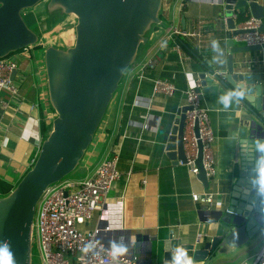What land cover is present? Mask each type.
<instances>
[{
  "label": "crops",
  "instance_id": "obj_1",
  "mask_svg": "<svg viewBox=\"0 0 264 264\" xmlns=\"http://www.w3.org/2000/svg\"><path fill=\"white\" fill-rule=\"evenodd\" d=\"M32 9L40 24L39 29L33 25L32 27L37 29L42 37L46 32L54 31L48 39L40 36V42L43 44L38 45L40 48L36 49L38 66L42 63L46 46L66 48L73 44L76 18L62 12L48 11L44 1ZM237 13L243 14L236 21V25L240 26L249 12L242 9ZM45 14L47 18H55L57 21L51 24V21L46 20ZM161 14L160 25L163 26L151 30L146 43L138 47L134 63L128 69L120 89L113 95L104 117V124L99 127L97 138L92 142L87 151L88 156L81 164L84 175L75 176L81 178L90 174L100 160L112 156L115 150L118 152L117 168L120 177L114 182L104 207L94 212L91 221H78L77 225L82 230L100 227V236L107 243L121 237L134 240L137 234L147 236L152 240L151 253L145 252L148 246L146 241H140L139 248L133 252L139 257V264H164V242L171 237L178 245L198 242V247L216 236L217 228L210 221L201 219L200 210L218 203L220 195L224 194L223 202L226 200L225 196L234 182V163L240 156L237 141L246 134L250 123L249 113L241 103L233 104L228 110L223 109L218 99L229 90L215 77L210 76L214 71L224 72L225 75L230 60L228 31L218 2L163 0ZM27 21L32 24L31 20ZM262 22L264 29V16ZM170 24H176L190 35L167 41L165 48L159 51L157 46L163 40L162 37ZM57 38L63 40L59 42ZM182 39L195 51L191 52L183 46L180 42ZM213 39L219 40L224 49L223 63L213 60L215 53L210 46ZM33 48L29 51L30 58ZM156 50L159 55L157 64L152 68L142 69L143 63ZM30 58L20 64L18 73L25 74V78L20 84L18 94L10 97L3 93L4 95L0 96V100L10 99L7 108L0 107V179L10 184H15L27 170L41 142L48 135L55 117L48 101L46 84L44 85L43 79L34 75L37 66L28 69L29 61L33 62ZM231 59L234 70L242 68L249 73L259 74L264 85V48L236 52ZM201 74L211 77V80H201ZM157 78L172 82L176 87L175 93L172 96L154 95L152 85L153 80ZM196 79L201 81V104L208 110L215 136V175L208 179L207 188L198 178V174L191 172L188 165L169 158L166 151V142L176 111L185 105V91L194 85ZM262 91L264 92V87ZM33 104L36 107L33 108ZM204 191L219 193L210 206L194 202L191 198L193 193ZM106 226L109 230H105ZM262 235L264 222L254 240L252 238L242 246H234L230 252L194 262H252L264 246ZM258 244L260 246H257ZM129 249L128 254H132L130 244ZM189 255L191 256V252Z\"/></svg>",
  "mask_w": 264,
  "mask_h": 264
},
{
  "label": "water",
  "instance_id": "obj_2",
  "mask_svg": "<svg viewBox=\"0 0 264 264\" xmlns=\"http://www.w3.org/2000/svg\"><path fill=\"white\" fill-rule=\"evenodd\" d=\"M43 1L48 11L58 9L65 15L75 16V38L69 47L49 45L43 50L41 64L48 101L55 117L33 164L9 193L0 196V246L4 241L10 242L16 264H32V226L40 197L49 185L62 180L78 167L93 142L124 72L134 63L139 45L146 43V31L152 24L161 22L162 0H0V58L41 44L39 33L28 25L23 10ZM216 2L221 6L228 31L230 60L226 74L215 78L228 90L237 86L248 89L249 96L241 105L249 113L250 123L241 139L264 138L261 76L242 68L234 70L231 59L233 53L264 48V44L236 46L231 39L241 31L236 29V21L243 14L237 11L245 9L253 17L262 19L264 6L260 0ZM15 73L16 70L11 77ZM200 79L210 81L211 77L201 74ZM187 110L186 105L177 109L166 142L167 156L175 162L184 159L182 133ZM198 146V178L207 188L208 179L200 165V142ZM239 153L232 173L234 182L226 200L223 202L224 194L220 195L218 203L200 210L201 219L215 225L218 233L203 246L197 247L198 242L179 245L191 252L194 261L208 260L230 252L234 246H242L252 238L254 240L263 226L264 200H257L249 183L252 161L241 151ZM131 241L132 254L139 248L140 241L148 242L145 252L151 253L152 240L147 236L137 234ZM175 245L178 244L172 237L164 242V264L170 259L169 247Z\"/></svg>",
  "mask_w": 264,
  "mask_h": 264
},
{
  "label": "built area",
  "instance_id": "obj_3",
  "mask_svg": "<svg viewBox=\"0 0 264 264\" xmlns=\"http://www.w3.org/2000/svg\"><path fill=\"white\" fill-rule=\"evenodd\" d=\"M264 6V0H260ZM262 19L248 14L244 17L240 26L236 29L241 30L231 39L238 45H263L264 29ZM190 34L179 28L176 24H170L165 32L163 40L158 44V50L165 48L166 42L188 37ZM31 47L21 50L18 55L29 59ZM159 61L158 51L156 50L142 65L152 68ZM21 64V63H20ZM20 64L10 56L0 58V96L6 93L8 96L17 95L21 82L25 74H19ZM16 70L14 77L12 72ZM224 72L214 71L210 76L222 75ZM34 75L43 79L42 64L35 69ZM201 81L195 80L192 87L185 91V105L189 110L185 112L184 127L182 133V144L184 159L178 163L188 165L191 172L199 173L197 159L199 154L198 142L201 144L200 165L205 172L207 179L215 175L214 157V133L211 127L208 110L201 104ZM176 87L172 82L164 78L153 80L152 93L172 96ZM10 105V99H1L0 107L5 109ZM36 105L33 104V108ZM38 122V119H36ZM31 160L30 167L37 154ZM118 152L112 156L100 160L90 174L81 178L66 176L62 180L49 185L40 197L33 221L32 232L35 231L37 248L39 250L41 264H112L110 254L107 250L108 244L101 239L100 227L91 230H82L77 222H89L93 218L95 211L102 210L109 197V192L119 177L120 172L117 168ZM145 184V180L143 181ZM217 192L193 193L191 198L194 202L210 206L218 196ZM109 230L106 226L105 230ZM200 236H198L199 238ZM95 242L96 254L82 255V248L88 242ZM139 257L128 254L121 257L119 264H139ZM241 264H264V246L256 254L252 262L243 261Z\"/></svg>",
  "mask_w": 264,
  "mask_h": 264
},
{
  "label": "clouds",
  "instance_id": "obj_4",
  "mask_svg": "<svg viewBox=\"0 0 264 264\" xmlns=\"http://www.w3.org/2000/svg\"><path fill=\"white\" fill-rule=\"evenodd\" d=\"M210 46L212 52L215 53L213 60L218 63H223L225 52L221 47L219 40L213 39L210 42ZM248 96V89L237 86L234 89L222 94L218 99V103L223 106L224 110H228L233 106V104L241 103L247 99ZM237 145L245 157L250 158L252 161V171L249 183L253 194L257 200H264V138L255 137L240 139L237 141ZM131 242L132 241L130 239L126 240L124 237H121L118 240L109 241L107 250L110 254L112 264H119L120 258L129 253V244ZM81 251L84 256H88L89 254L95 255V242L92 241L86 243ZM169 254L170 259L168 264H195L193 257L189 255V250L185 247L179 245L170 246ZM0 264H16L15 254L13 253L10 242L8 241H4L3 246H0Z\"/></svg>",
  "mask_w": 264,
  "mask_h": 264
},
{
  "label": "rangeland",
  "instance_id": "obj_5",
  "mask_svg": "<svg viewBox=\"0 0 264 264\" xmlns=\"http://www.w3.org/2000/svg\"><path fill=\"white\" fill-rule=\"evenodd\" d=\"M55 12H57V13H60L61 11L60 10H54ZM23 13H25V15H26V13L29 15H24L25 16V20L27 21L28 19L29 20H31L32 21V24L29 22V21H27V23H28V25L31 27V28H33L32 27V25L33 26H35V28H37V29H39V21H38V17H37V14H35L34 13V11H33V9L32 8H29V9H25V10H23ZM44 16H46V20H48L51 24H53V23H55L57 20L55 19V18H47V15L45 14ZM52 19V20H51ZM50 23H48L49 25H50ZM159 26H163V24L162 25H159ZM67 27V26H66ZM37 29H34V30H37ZM54 31H49V32H46L45 34H43V37H42V34L40 35V32H38L39 33V36H41V38H44L45 37V39H48L50 36H51V34L53 33ZM64 36H63V38H65V34H63ZM57 40L60 42V41H62L63 39H61V38H57ZM55 43H57V41H55ZM43 44V43H42ZM40 45V44H39ZM32 47H34L32 50H31V61H33V62H30L29 61V68L28 69H34L36 66H37V59H38V55H37V53H36V49H39L40 48V46H38V45H34V46H32ZM21 50H18V51H16V52H14V53H12V54H10L9 56L11 57V59H14L18 64H20L22 61H24L25 60V58L23 57V56H20V55H18V53L20 52ZM8 57V56H7ZM121 85V84H120ZM118 89H120V86H119V88ZM2 96L4 95L3 93L1 94ZM109 107H110V105H109ZM108 110H109V108H108ZM104 117H103V120H102V122H101V124L99 125L100 127L104 124ZM99 129V128H98ZM97 129V132L94 134V136H93V142L95 141V139L97 138V135H98V130ZM41 141V140H40ZM92 145V144H91ZM90 145V146H91ZM91 147H89L88 148V150L90 149ZM87 150V151H88ZM85 152V155H84V158L80 161V163H79V165H78V168L77 169H75L71 174H70V177H75V176H81V175H84L83 174V172H82V168H81V164L83 163V161L87 158V156H88V152ZM257 246H260V244H258ZM31 263L32 264H41V260H40V255H39V250H38V248H37V243H36V235H35V231L33 230V232H32V255H31Z\"/></svg>",
  "mask_w": 264,
  "mask_h": 264
},
{
  "label": "trees",
  "instance_id": "obj_6",
  "mask_svg": "<svg viewBox=\"0 0 264 264\" xmlns=\"http://www.w3.org/2000/svg\"><path fill=\"white\" fill-rule=\"evenodd\" d=\"M162 3H163V0H162ZM159 19H160V21L162 20L161 10H160V12H159ZM160 24H161V22L158 23V24H152L151 27L149 28V30L146 31L145 36L148 38L149 32H150L151 30L157 28ZM180 42L182 43L183 46L187 47L191 52H194V51H195L194 48H193L191 45H189L185 40L182 39V40H180ZM35 46H36V45H35ZM140 46H141V45H139V47H140ZM195 53H196V52H195ZM195 56H197V54H195ZM130 67H131V66H129V67L127 68V70L124 72V75H123V77H122L121 80H120V84H122V83L124 82V79H125L126 73H127L128 69H129ZM120 84L118 85L116 91L118 90ZM116 91H115V92H116ZM49 128H50V127H49ZM42 130L44 131V122L42 123ZM77 168H78V167H77ZM77 168H76V169H77ZM28 169H29V167H27V170H28ZM68 176H70V174H69ZM20 178H21V176H20ZM20 178H19V179H20ZM19 179H18V180H19ZM17 182H18V181H17ZM17 182H16V183H17ZM16 183H15V184H10V183H8V182H6V181L0 179V196H4V195H6L7 193H9V191H10V190L16 185Z\"/></svg>",
  "mask_w": 264,
  "mask_h": 264
}]
</instances>
